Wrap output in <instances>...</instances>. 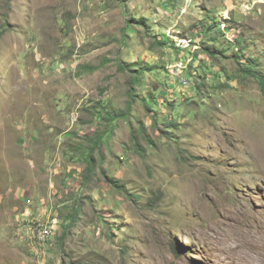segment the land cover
Instances as JSON below:
<instances>
[{
    "label": "rangeland",
    "instance_id": "1",
    "mask_svg": "<svg viewBox=\"0 0 264 264\" xmlns=\"http://www.w3.org/2000/svg\"><path fill=\"white\" fill-rule=\"evenodd\" d=\"M261 78L264 0H0V264H264Z\"/></svg>",
    "mask_w": 264,
    "mask_h": 264
},
{
    "label": "trees",
    "instance_id": "2",
    "mask_svg": "<svg viewBox=\"0 0 264 264\" xmlns=\"http://www.w3.org/2000/svg\"><path fill=\"white\" fill-rule=\"evenodd\" d=\"M213 23L215 24L216 22H213ZM214 26H216L217 28L211 27V25H209V24L205 25L203 23H198L196 25V28L199 29L200 30L199 32L203 33V37L208 40V38L210 36V29L214 30V29H219L220 28L219 24L218 25L215 24ZM211 38H212V41H214V38L213 37H211ZM188 39L191 40V38H188ZM209 52H210V55L212 57L215 56L214 53H212L211 51H209ZM222 54H224V53H222ZM128 66L129 65L126 62H124V61H122L121 64H120V68H122L124 71L129 70ZM251 68H253V63H250L249 68L246 69V70H247V72L252 73V75L255 77L256 76V73H255L256 71L255 70L252 71ZM131 70L134 71V79H132V82H133L134 85H137L138 83L141 82L139 74L144 73L145 72V68L140 67V68H134V69H131ZM261 79H263L261 81H262V83H264V78H261ZM170 106H171V104L166 103V107L168 108V110H171ZM107 115H108V117H106V119L108 120V119H111V118L114 119V117H116L115 119H117V118L118 119H120V118H128L129 114L127 112L123 111L120 115L117 114V116H115L112 112L111 113L108 112ZM166 122H167L166 124H168V126H170L171 128H175V129L179 130V127L177 126L175 118L173 117L172 114L169 117H167ZM176 139L179 140L180 137H177ZM100 140L101 141H99V139L95 140V144L93 146L94 150H96L99 147V145H100L99 142H102V139H100ZM88 158H89L88 171L92 172L95 169V159L92 157L91 152H89V157ZM107 180H108L109 184L112 187H114L115 189L120 190V191L125 190V186L122 184L121 180H118V179H115V178H112V177H108Z\"/></svg>",
    "mask_w": 264,
    "mask_h": 264
},
{
    "label": "bare ground",
    "instance_id": "3",
    "mask_svg": "<svg viewBox=\"0 0 264 264\" xmlns=\"http://www.w3.org/2000/svg\"><path fill=\"white\" fill-rule=\"evenodd\" d=\"M246 236H247V240H248V243H251V241H253V242H257V243H259L258 242V240H259V237L258 236H256V234L254 235V234H246ZM246 243V242H245ZM253 244V243H252ZM247 245V244H246ZM256 247V246H255ZM254 248V247H253ZM255 250H256V248H255ZM262 250V249H261ZM249 253V252H248Z\"/></svg>",
    "mask_w": 264,
    "mask_h": 264
},
{
    "label": "built area",
    "instance_id": "4",
    "mask_svg": "<svg viewBox=\"0 0 264 264\" xmlns=\"http://www.w3.org/2000/svg\"><path fill=\"white\" fill-rule=\"evenodd\" d=\"M42 231H40L41 233ZM49 233L47 232V234L45 236H40L41 240L44 239Z\"/></svg>",
    "mask_w": 264,
    "mask_h": 264
}]
</instances>
